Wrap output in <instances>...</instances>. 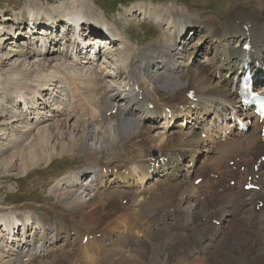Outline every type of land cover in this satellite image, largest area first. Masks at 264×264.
Instances as JSON below:
<instances>
[{"label": "bare ground", "instance_id": "obj_1", "mask_svg": "<svg viewBox=\"0 0 264 264\" xmlns=\"http://www.w3.org/2000/svg\"><path fill=\"white\" fill-rule=\"evenodd\" d=\"M251 2H254V12L249 11L248 4L231 1L232 4L223 6L221 12L204 17H190L178 5L167 9L169 12L166 9L165 12L159 11L157 15L155 13L158 19L174 17L179 33L171 46L168 43L170 36L165 34L156 43L136 48L128 56L125 90L113 83H103L101 75L89 79L87 86L75 84V101L69 118L77 119L75 123L78 124L74 127L82 128L83 134L79 138L73 136L68 129L69 120L65 119L56 126L40 129L38 137L28 140V149L36 140L40 146L42 141L49 144L66 134L70 143L68 149L77 147L92 161L77 173V176L82 174L79 184L62 195L63 200L60 198L64 206L60 207L58 215L44 217L34 214V223L41 224L43 237L21 238L19 245L22 246L16 249L14 262L6 264H223L225 260L226 264H264V162L251 182L260 189L249 192L248 197H244V190L237 188L235 191L226 184L228 177L237 175L243 178V174L235 173L223 163L225 157L233 159L234 154L247 161L242 152L252 147L264 152L258 144L260 137L255 135L258 129L249 134L238 133L239 139L217 137L222 131L218 123L228 119V112L231 115L237 103L230 87L233 86V77L227 78L240 70L245 58L243 47L248 40L254 50L252 54L264 61V0H251L249 4ZM31 13L34 12L31 10ZM71 15L73 18L80 16V10H72L66 18L72 20ZM59 17L52 13L49 19L51 22L63 21ZM16 19L19 23L22 18ZM94 19L97 21L93 23L102 22L97 17ZM91 21L89 18L86 22ZM113 24L119 27L116 22ZM185 25L187 29L192 27L195 30L199 41L189 42ZM5 36L6 43L9 33L6 32ZM205 46V54L212 48L215 57L202 54ZM44 52L28 48L22 55L30 59L28 66L32 70L43 63L51 66L56 60L50 55L51 50ZM34 56L42 57L37 59ZM198 56L205 57L190 65L189 61L193 59L195 62ZM6 57L0 64H8L9 56ZM147 85H151L152 90L144 89ZM142 90L143 98L140 99ZM191 91L195 93V100L188 98ZM15 100L23 101L19 96ZM150 104L154 105L153 109ZM167 107L177 118L186 121V130L180 127V131L174 133V129H168L172 119L164 123L151 120L159 119ZM114 109L116 113L109 116L107 112ZM227 125L232 126L233 122L229 120ZM47 142L44 149L49 147ZM32 148L20 152L21 158L9 164L10 172L18 167V161L23 172L29 171L34 163L40 164L37 162L38 149ZM108 149L115 155L124 151L128 154L126 157L132 155L129 153L132 149L134 155L128 158L126 164L129 167L124 166V172L122 169L114 172L115 167L108 163L96 165ZM155 150L157 155L153 154ZM161 158H168V163L160 166L163 173L157 174L152 187L146 185L134 192L124 189L108 192L111 183L120 180L145 182L151 178L147 170ZM211 172L218 177L210 178ZM251 172L249 170L247 174ZM199 176L204 177L201 185H191V181ZM123 199H127L126 204ZM106 212L108 216L104 219ZM220 216L223 226L216 229L221 232L228 226L225 234L208 232L206 228L212 224L211 219ZM1 220L11 239L19 224L24 229L28 226L19 213L15 217L5 213ZM102 221L109 229L108 233L98 237L94 234L105 229L104 226L102 231H96ZM72 231H76L75 238L71 237ZM86 236L88 241L83 243ZM116 255L120 258L115 261ZM26 258L30 261H25Z\"/></svg>", "mask_w": 264, "mask_h": 264}, {"label": "rangeland", "instance_id": "obj_2", "mask_svg": "<svg viewBox=\"0 0 264 264\" xmlns=\"http://www.w3.org/2000/svg\"><path fill=\"white\" fill-rule=\"evenodd\" d=\"M50 1L52 2L50 3L49 0H0V61L7 58L6 56H9L7 65L0 64V153L8 149V153L5 152L4 154H0V264L14 262L13 259H15V254L12 253V251L21 243V238L23 239L26 237L29 239L35 237L41 239L44 234L41 224H35L33 229L30 227L29 232V225L27 224V231H24L23 226L19 227V232L16 228L15 235L12 238L14 242L8 243L7 240L11 239L9 237L10 233L6 230L8 233L6 235L3 231L5 226L1 220V215L8 212L6 214H11L15 217V215L19 213L24 219H28V222L36 214L37 216L42 214L44 217L51 216V214L58 215L61 210L60 207L64 206L62 195L65 196L68 194L69 190L72 191L76 186V184L74 185L76 182L74 181V172L87 166L90 164V161H92L88 160L89 158L85 156V153H82L81 149H76L77 147L68 149L70 143L68 141V136L65 134V136L60 137V141L55 139L53 142L51 140L49 144L47 141H42L40 142V146H37L39 145L36 143L38 140L34 141V145L31 146L38 149L39 157H37V162L39 161L40 164L34 163L29 171L23 172L22 164L18 161V167H14L11 172L9 171V164L14 163L13 161L20 157V152H28V150L31 149V146L29 147L30 149H28V140H34L38 137L40 129L53 125L56 126L57 122L68 119L70 124L68 125V129L71 130L73 133L72 135L79 138L81 133L83 134L82 128L81 131V129H75L74 127V125L78 124L75 123L77 119L69 118L72 108L70 112L68 109L72 103L73 95L71 96L68 87H66V78H64L63 74L69 72L71 77L76 76L82 86H85L86 82L91 78L96 79V77L100 75L105 77L101 73H103L102 68L106 66L108 62H115L121 69L125 71L129 70L128 62L126 63V60L123 62L124 57L118 56L119 54L121 55L119 47L123 45L127 47L125 56H129L136 48H146L154 42L156 43L160 36L166 34L168 37L170 36L168 43L169 46H171L179 33L177 24L174 23L172 19L174 17L171 16L169 18L167 16L166 19L165 17H160L161 19H158L155 13L157 15L159 11L165 12V9H172L173 5H178V7L182 8L190 17H204L208 14L214 15L221 12L223 6L227 7V5H231L232 3L248 4L250 6L249 11L252 10V12H254L253 10H255L254 2L249 4L251 0H93L99 8L94 6L91 0ZM230 1L232 3H230ZM28 7H35L39 9L41 13L58 14L60 16L59 18L66 17L72 10L78 9L81 15L87 17L85 19L91 18V20H96L94 17L101 19V21L103 19L104 22L114 30L111 33L113 38L114 36H118L119 39L118 37L112 38L114 41L109 43L116 45L111 46V48H107V46H110L108 43L103 47V52L108 51V53L105 54L104 58L102 56L101 60L95 64L87 63L86 61L77 62L67 60L69 57L65 54V46L62 44L60 45L59 41L53 42L50 46V50H54L50 55H53L56 60L52 62L51 66L43 63V66L41 64L31 70L30 66H28V61L30 62V59L22 54L28 48H31L28 46L33 42V38L30 36V33H28V30H26L27 27L25 25H19L15 20V16H22L24 10ZM105 12L111 20L106 18ZM152 14H154V16ZM70 17L74 19L72 15ZM114 22H116L119 27H116L113 24ZM97 23H99V21ZM47 30L49 33L56 35L51 29L47 28ZM6 32L9 33V40L5 43ZM113 33L115 35H113ZM188 33L189 42L199 41L200 38L196 32L194 33V30L189 28ZM24 34H26V36ZM104 39L106 40V38ZM107 40H109V38ZM206 49L207 46H205V50L202 54L209 57L212 48L205 54ZM213 50L215 51V49ZM34 57L39 59L42 56ZM204 57L205 56H198L195 62L191 59L189 64H197L196 62L204 59ZM211 57H214V52L210 54V58ZM33 58H31V60H33ZM114 58H117V60L115 61ZM93 66H95L94 70L98 69L101 71L100 74H95V77H92L90 75L91 71H89ZM111 66L114 65H107L109 69H111ZM123 73L125 72L123 71ZM127 73L122 74V70L117 68L114 73L113 71H110V73L108 72L110 75H107V78H103L101 81L103 83H113L120 89L122 88L125 90V85L127 84L125 75H127ZM45 84L47 87H44ZM43 88H47V90L44 91L42 90ZM39 89H41V92H39ZM17 96H19L20 100H22L21 97H23V100L26 101L23 107H16L15 97ZM73 98L75 101L74 96ZM80 122L83 123V121ZM178 130L179 128L176 126L175 131ZM66 132L67 130L65 129V133ZM46 142L49 145L48 149H44V147L47 146ZM34 148L32 149L34 150ZM107 151L108 152L104 153V155L97 160V163L99 162L98 165L107 161V159H112V157H110L111 150L108 149ZM130 151H132V149L129 150V152ZM132 153L134 152L132 151ZM120 154H122L123 157L128 155L124 151L118 152V155ZM203 158L204 156L202 160ZM121 159L122 158L116 159V161H121ZM76 177H78L77 174ZM132 180L134 181V179ZM71 181L74 182L72 183ZM151 183H153L151 184L153 186L154 182L152 181ZM111 184L112 186H108V192L115 190L122 191L118 183ZM149 185L150 182L147 185V187L150 188L151 185ZM132 189L133 188L130 189V192L136 190L131 191ZM110 209H113V206H110ZM110 209L108 211H111ZM107 216L108 212L103 214L104 219ZM59 217L60 216H57V218ZM101 226L103 228L105 226L106 229V224H104L103 221L100 222L99 227L96 228L102 231L103 228ZM220 230L217 231L216 229L213 231L214 233L216 231V233H219ZM107 231L105 233H108ZM227 232L228 231H226V233ZM223 234H225V231ZM23 235L24 237H22ZM75 235L77 236V234ZM75 235L72 234V237L75 238ZM79 243L80 240L77 244L80 245ZM225 261L222 263L226 264Z\"/></svg>", "mask_w": 264, "mask_h": 264}]
</instances>
